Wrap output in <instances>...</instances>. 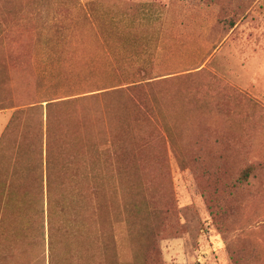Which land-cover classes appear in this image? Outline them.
<instances>
[{
  "label": "rangeland",
  "instance_id": "374dc122",
  "mask_svg": "<svg viewBox=\"0 0 264 264\" xmlns=\"http://www.w3.org/2000/svg\"><path fill=\"white\" fill-rule=\"evenodd\" d=\"M85 98L93 117L72 102L54 136L95 145L107 180L129 167L117 264H264V0H0V264L48 263L5 240L4 183L31 174L41 120L25 134L14 107Z\"/></svg>",
  "mask_w": 264,
  "mask_h": 264
},
{
  "label": "trees",
  "instance_id": "16d2710c",
  "mask_svg": "<svg viewBox=\"0 0 264 264\" xmlns=\"http://www.w3.org/2000/svg\"><path fill=\"white\" fill-rule=\"evenodd\" d=\"M86 99L48 101L44 107L22 104L14 107L18 110L10 120L11 127L16 126L26 134L30 129L28 113L41 114V120L34 126L38 145L31 174L23 168L21 176L11 175L4 183L5 240L11 248L19 239H30L37 257L47 251V264H117L113 229L116 196L120 195L125 204L134 202L136 196L127 164L116 169L118 179L113 176L107 180L101 175L95 145H84V153L80 155L71 154L67 145L64 149L57 145L53 122L58 123L59 117L55 119L53 113L57 111L62 118L65 107L75 102L86 119L92 118L94 112L80 105ZM252 172L253 167L247 166L236 183L246 181ZM16 188H21L20 195H16ZM116 189L121 192L115 193ZM17 199L21 208L15 218L13 204Z\"/></svg>",
  "mask_w": 264,
  "mask_h": 264
}]
</instances>
